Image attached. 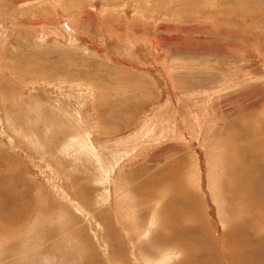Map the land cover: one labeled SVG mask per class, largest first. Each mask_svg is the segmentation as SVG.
Segmentation results:
<instances>
[{"label":"rangeland","instance_id":"obj_1","mask_svg":"<svg viewBox=\"0 0 264 264\" xmlns=\"http://www.w3.org/2000/svg\"><path fill=\"white\" fill-rule=\"evenodd\" d=\"M263 33L264 0H0V264H178L172 197L242 241L234 181L264 197Z\"/></svg>","mask_w":264,"mask_h":264},{"label":"bare ground","instance_id":"obj_2","mask_svg":"<svg viewBox=\"0 0 264 264\" xmlns=\"http://www.w3.org/2000/svg\"><path fill=\"white\" fill-rule=\"evenodd\" d=\"M244 11V10H241ZM223 12V11H222ZM229 12H238V10H229ZM233 17V16H232ZM235 17V16H234ZM251 18H254L251 16ZM238 19V17L236 18ZM247 19V18H246ZM255 19V18H254ZM245 21V20H244ZM259 20H254L253 22H251V25H257ZM239 22L242 23V20L239 19ZM250 25V24H249ZM250 25V26H251ZM264 34V33H263ZM246 119V118H245ZM249 128V127H248ZM239 132V131H238ZM247 132V131H246ZM250 135L252 134L251 132H249ZM254 133V132H253ZM237 136V135H236ZM230 142V141H229ZM233 145V144H232ZM264 146V145H263ZM240 147V146H239ZM232 148V147H231ZM243 149V148H242ZM241 149V150H242ZM234 151V150H233ZM238 148H237V153H238ZM247 151V150H246ZM250 152V151H249ZM248 152V153H249ZM236 153V154H237ZM235 154V153H234ZM231 157V155H230ZM243 157V156H242ZM232 158V157H231ZM238 157H236L237 159ZM235 159V157H234ZM236 161V160H235ZM239 161V160H238ZM247 161V160H246ZM243 162V161H242ZM240 163V162H239ZM249 163V162H248ZM245 164V163H244ZM247 164V163H246ZM239 165V164H238ZM250 165V163L248 164ZM247 165V166H248ZM255 165V164H253ZM241 166V165H239ZM246 166V165H245ZM252 166V165H251ZM231 167V166H230ZM234 167V166H233ZM242 167V166H241ZM253 167V166H252ZM256 167V166H255ZM260 167V166H259ZM258 167V168H259ZM239 168V167H238ZM233 169V168H232ZM234 169H237L234 168ZM233 169V170H234ZM260 169V168H259ZM243 170V169H242ZM261 170V169H260ZM235 171V170H234ZM239 171V170H238ZM244 171H246L244 169ZM166 172V171H165ZM241 173V172H240ZM249 174V173H248ZM245 175V174H244ZM243 176V175H242ZM252 176V175H251ZM178 177V176H177ZM176 177V178H177ZM241 177V175H240ZM257 177V176H256ZM161 178V177H160ZM159 178V179H160ZM173 178V177H172ZM238 178V176H237ZM243 178V177H242ZM254 178V177H253ZM233 179V178H232ZM246 179V178H245ZM251 179V177H250ZM230 180V179H229ZM243 180V179H242ZM241 180V181H242ZM255 180V178H254ZM258 180V179H257ZM226 181V180H225ZM228 181V178H227ZM240 180L238 182L233 183V188L231 190V195L233 196V200H232V204L234 202L235 207H237V205L239 203H244L245 204V209L247 210L245 211V214H248L249 216H245L244 214V218L242 219L245 228H243V234H242V241L240 239V236L238 237H226L223 241H220L217 237H212V233L208 230L207 225H205L204 221H202V219H199L197 214H196V207L197 205H193L189 206V207H185L183 204H180V201L178 202V200H175L173 197L168 201V205H163L162 209L160 211H158V213H160V218L164 220L165 224L162 225L161 227V234L162 236H159L161 238H164V240H169L173 246L177 245L181 248V252L183 253V258L182 260L178 263V264H195V259L194 256H202L204 258H208L206 256L207 255H213L215 254V256H213L214 260L211 262V264H263V262L261 261V259L258 258V256H260L258 254V251L261 250L264 252V237L263 238H255V232H259V231H263L264 232V197L262 198V200L256 196L255 194H253L250 190H248L247 186H250L251 183L248 184V182H241ZM247 181V179H246ZM251 181V180H250ZM13 182V181H12ZM241 182V183H240ZM252 182V181H251ZM254 182V181H253ZM260 182V181H259ZM231 183V182H230ZM255 184V183H254ZM10 185V184H8ZM263 185V184H262ZM170 186V185H169ZM230 186V185H229ZM232 186V185H231ZM254 186V185H253ZM11 187V185L9 186ZM178 187V186H177ZM142 188V186H141ZM146 188V187H145ZM172 188V187H171ZM181 188V187H180ZM231 188V187H228ZM251 188V186H250ZM254 188V187H252ZM13 189V188H12ZM183 188H181L182 190ZM170 190V189H169ZM173 190V188H172ZM174 190L176 191V187L174 188ZM173 190V192H174ZM227 190V189H226ZM10 191V188H9ZM138 191V190H137ZM144 191V190H142ZM168 191V190H167ZM225 191V190H224ZM170 192V191H169ZM176 193V192H175ZM187 193V192H186ZM185 193V194H186ZM15 194V193H14ZM177 194V193H176ZM259 194V193H258ZM147 195V194H145ZM173 195V194H172ZM179 195V194H178ZM177 195V196H178ZM189 195V194H188ZM181 196V195H180ZM184 193L182 195V199H183ZM17 197V196H16ZM15 197V199H16ZM186 197V196H184ZM179 198V197H178ZM11 199V198H10ZM181 199V198H179ZM181 199V200H182ZM188 199V198H187ZM232 199V198H231ZM230 199V200H231ZM183 201V200H182ZM229 201V200H228ZM237 202V203H236ZM16 203V201H15ZM200 204V203H199ZM231 204V202H230ZM17 205V204H16ZM233 206V205H232ZM2 207V206H1ZM243 207V206H242ZM200 208V206H199ZM164 210V211H162ZM240 209H238L239 212ZM243 210V208L241 209ZM240 210V211H241ZM13 211V209H12ZM20 211V210H18ZM188 211V212H187ZM21 212V211H20ZM232 212V211H231ZM18 213V212H17ZM234 213V212H233ZM21 214V213H19ZM238 215V218L240 219V212L239 213H235V215ZM144 215V214H143ZM164 215V217L162 216ZM191 218H190V216ZM23 216V215H22ZM20 215V217H22ZM184 216L189 217L190 219H192L193 223L195 224L194 227H191L190 224L187 227H180V226H175V224H177V221L179 219L184 218ZM16 217V216H15ZM24 217V216H23ZM22 217V218H23ZM159 218V219H160ZM7 216H6V220H7ZM237 219V217L235 218ZM15 220V219H14ZM8 222L10 223L9 219ZM204 222V223H203ZM232 222V221H231ZM239 222V221H238ZM179 223V222H178ZM181 223V222H180ZM235 224V223H234ZM240 224V223H239ZM161 225V224H160ZM159 225V226H160ZM227 225V224H226ZM231 225V223L229 224ZM238 225V224H237ZM243 225V224H242ZM258 225V226H257ZM138 229H140L139 225H135ZM236 226V225H235ZM227 227V226H226ZM235 228V227H234ZM254 231V233H250L249 231ZM239 229V227L237 228ZM230 230V229H229ZM236 230V229H235ZM241 230L239 229V232ZM226 232V230H225ZM224 232V233H225ZM233 233V232H232ZM235 233V232H234ZM262 233V232H260ZM237 234V233H236ZM239 234V233H238ZM257 234V233H256ZM264 235V233H263ZM134 237V236H133ZM194 238H198L199 242H193L192 240H195ZM207 241H201V239ZM243 238H245V240H243ZM121 239V238H119ZM118 239V240H119ZM247 239V240H246ZM136 240V239H135ZM150 240H157L158 238L155 237L154 235L152 236V238ZM177 240V244L175 243V241ZM27 241V240H26ZM29 241V240H28ZM196 241V240H195ZM245 241V242H244ZM24 243V242H23ZM26 243V242H25ZM45 243V242H44ZM133 243V242H132ZM159 243V242H157ZM35 244V243H34ZM40 244V243H38ZM37 244V245H38ZM41 245V244H40ZM59 245V244H58ZM139 245V244H138ZM137 245V246H138ZM151 245V244H150ZM166 245V244H165ZM61 246V245H60ZM149 246V245H148ZM200 246V248H198ZM8 247V246H7ZM20 247V246H19ZM33 247V245H32ZM119 247V246H118ZM167 247V246H166ZM258 247V248H257ZM11 248V247H10ZM43 249V247H41ZM40 248V249H41ZM165 248V247H164ZM256 248V249H255ZM14 249V248H12ZM28 249V248H27ZM124 249V248H123ZM126 249V248H125ZM169 249V248H167ZM245 249V253L247 254V256L245 255L244 257H238L237 259H235V256L237 253H241V251H243ZM255 249V250H254ZM11 250V249H10ZM17 250V249H16ZM55 250V249H54ZM160 250V249H159ZM165 250V249H164ZM250 250V252H249ZM18 251V250H17ZM119 251V250H118ZM172 251V250H171ZM219 251L221 252L219 254ZM2 252V251H1ZM47 252V251H46ZM91 252V251H90ZM124 252V251H123ZM244 252V251H243ZM242 252V253H243ZM31 253V252H30ZM35 253V252H33ZM38 253V251H37ZM41 253V252H40ZM56 253V252H55ZM136 253V252H135ZM17 254V253H16ZM137 254V253H136ZM52 255V254H51ZM61 255V254H60ZM243 255V254H242ZM71 256V255H70ZM94 256V255H93ZM138 256V255H137ZM33 257V255H32ZM195 257V258H196ZM28 258V257H27ZM86 258V257H85ZM93 258V257H91ZM96 258V257H95ZM136 258V257H135ZM221 261H219V259ZM22 259V258H21ZM72 259V258H71ZM73 259L74 256H73ZM137 259V258H136ZM139 259V258H138ZM137 259V260H138ZM193 259V260H192ZM211 259V258H209ZM207 259V260H209ZM18 260V259H17ZM62 260V259H61ZM81 260V259H80ZM89 260V259H88ZM15 261V260H14ZM75 261V260H74ZM136 261V260H135ZM211 261V260H210ZM223 261V262H222ZM1 262V261H0ZM8 262V261H7ZM84 262V261H83ZM87 262V261H86ZM138 262V261H137ZM10 262H8L9 264ZM12 263V262H11ZM14 263V262H13ZM19 263V262H18ZM44 263V262H43ZM60 263V262H59ZM15 264V263H14ZM75 264V263H74ZM139 264V263H138ZM199 264V263H198Z\"/></svg>","mask_w":264,"mask_h":264}]
</instances>
